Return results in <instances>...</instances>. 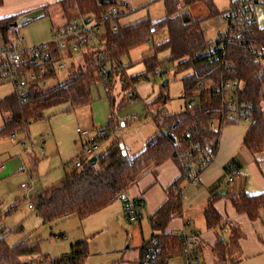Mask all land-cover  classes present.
Here are the masks:
<instances>
[{"label":"trees","instance_id":"16d2710c","mask_svg":"<svg viewBox=\"0 0 264 264\" xmlns=\"http://www.w3.org/2000/svg\"><path fill=\"white\" fill-rule=\"evenodd\" d=\"M2 1L0 0V5ZM60 3L65 11L73 5L77 14H92L97 19L113 5L119 8L121 14L120 6L123 4L121 0H61ZM177 3L182 7L178 8ZM195 3H202L207 16L211 17H216L225 10L217 8L214 0H164L165 16L157 22L143 18L128 24L118 23L115 31L106 25L104 36L107 49L102 52L101 63L109 64L106 70L108 84L102 80L99 71L101 63L97 59L100 50H87L81 52L83 63L78 65L66 81H57L47 86L35 84L29 88L24 99L17 97L14 90L0 98V113H10L0 128V136L10 135L26 127L30 121L40 117L44 109L53 105L70 102V109L89 102L91 86L99 80L111 92L119 77L122 80L121 89L125 91L139 79H146L148 73H154L156 68L163 66L158 58L159 52H168L167 61L173 63L175 74L190 70L182 78V96L185 100L194 98L195 105L191 108L185 106L177 113L163 115L161 124L158 123L160 132L147 140L142 151L129 156L120 143L113 139L98 154L95 164L87 162L81 168L73 165L61 180L30 196L34 211L44 223L51 224L68 217L83 218L98 211L116 199L119 193L126 192L151 166L171 157L180 167L181 173L167 188L166 200L149 215L153 233L145 242L155 238L160 252L150 262H143L142 257L141 261L144 264H165L168 258L181 254L182 237L178 233H167L165 229L174 216L181 214V183L187 180L188 174L197 168L207 153L215 154L217 149L220 132L212 130L210 122L220 118L219 87L222 78L241 83L239 98L249 106L250 121L243 139L244 147L252 154L264 151V50H260L261 47L264 49V26L261 27L254 21L249 23L248 29L241 36H236L234 29H227L224 37L220 35L215 39H208L201 19L195 17L189 9ZM18 17L13 15L0 18V33L7 36L10 25ZM157 25L166 28V39L143 55V73L125 76L121 56L146 42L151 37L150 27L156 28ZM50 57V61L58 57L53 47L50 49ZM50 61L48 60L49 63ZM31 62L28 68L35 72L40 65L45 64L34 57ZM56 71L50 66L41 77L49 79L56 75ZM159 97L163 95L159 94L157 98ZM106 138L107 135L101 136L96 141L100 144ZM195 144H198L197 148L194 147ZM233 162L231 160L230 164ZM134 199L143 204L142 198ZM232 203L238 213H246L249 218L254 219L259 210L264 208V192L254 195L241 193L232 198ZM142 204L137 207L139 216ZM204 218L209 228L218 227L223 222L212 204L205 208ZM4 231L0 226V264H82L88 253L86 240H78L70 244L68 253L56 257L39 254L35 245H29L25 241L13 246L7 245V234ZM199 246L196 247L198 255ZM34 254L39 256L31 259L30 256Z\"/></svg>","mask_w":264,"mask_h":264},{"label":"rangeland","instance_id":"374dc122","mask_svg":"<svg viewBox=\"0 0 264 264\" xmlns=\"http://www.w3.org/2000/svg\"><path fill=\"white\" fill-rule=\"evenodd\" d=\"M214 1L221 8L227 5L229 0ZM120 9L123 13L119 18L122 24L135 22L143 18H149L152 22H157L165 16L164 0H127V4L123 3ZM189 9L195 17L201 19V25L204 27L208 39H215L226 30V22L223 20L218 24L216 17L207 16V11L202 3H195ZM69 12L68 15L62 13L61 6L54 3L45 10L43 17L24 26H18L19 34L24 38L23 45L29 47L42 43H30L33 32L37 31L38 28L43 29L37 22L47 21L46 23L49 26H47V30H49L51 26L58 27L71 17L73 12ZM258 23L260 26L264 25L262 16L259 17ZM156 29V33L151 34V41H146L130 50L128 54L121 56L120 62L125 76H133L145 71L142 61L143 55L149 53L155 45L163 42L167 37L165 27L157 25ZM49 39L47 38L45 41ZM64 54L66 66L58 69L56 75L48 79L49 85L57 81H66L75 72L78 65L83 63L81 52L65 51ZM167 56V51L158 53V58L162 61L163 67L168 66V71L165 74L159 75L150 72L147 74L146 79H139L125 91H122L120 87L119 77L116 78L111 92L99 80L91 86L89 102L75 105L70 109H68L70 102L53 105L44 109L41 116L30 121L26 127L15 131L14 137L11 135L0 136V166H2L0 169V226L5 229L4 232L7 234L5 237L7 245L13 246L25 241L29 245H35L39 254L59 255L69 251L70 243L77 239V232L82 233L84 231L81 237L88 241V261L90 263H114L115 257H119L124 253L133 254L137 251L136 243L139 237L136 238V235L129 230L130 226L128 224L127 226L123 224L124 228H120L112 223L109 230L103 232L93 231L90 234L86 232L85 228L87 218H91L88 215L81 220L71 218L46 224L34 209L29 208L30 196L40 189L61 180L65 172L73 167L74 159L80 155L82 142L87 141L84 136H82L84 139L81 140L82 137H79L77 130H88L90 125L94 127L107 125L110 94H113L116 101L119 102L118 100L123 95L127 97L124 93L129 90L133 91V98L127 97L125 98L127 99L126 103L120 105L116 103L114 105L112 117L116 120L135 114L138 116V120L124 127H119V130L109 134L105 140L97 144L91 155L99 154L105 150L115 137H118L125 153L129 151V153L135 154L138 152L135 147L140 139L149 137L159 131V118H162L165 114L180 112L185 108L186 100L182 96V78L188 75L190 70L175 74L173 63L167 61ZM164 79H167V85L161 86ZM12 87V83L1 81L0 98L8 94ZM159 94H162L163 97L157 98ZM9 114V111L0 113V128ZM116 124L117 121H115ZM235 127L247 129L248 124L224 122L221 125V132L223 131V135H225L228 130L230 131ZM47 133L50 135L47 136ZM95 135V132H91L85 136L92 138ZM238 146L239 149L245 150L241 140ZM216 154L217 151H215L210 163L214 162ZM208 165L205 164L202 170ZM202 170L193 183L189 184L188 180L183 181L182 189L184 193L186 186L198 183L197 179ZM31 181L34 185L31 183L26 188L20 187V183H30ZM231 183L226 184L225 182L223 184L222 182L221 188L226 189ZM185 201L186 199H184V203ZM196 201L198 203L199 199ZM260 217L264 223V210L261 211ZM142 223L143 237L147 238L150 230L144 213ZM222 234L230 246L233 247L232 231L222 232ZM260 243L263 244L262 241ZM112 247L119 249L118 252H112ZM39 254H34L30 258L36 259ZM232 255L236 257L240 254L234 250ZM236 264H264V252L247 258L242 256Z\"/></svg>","mask_w":264,"mask_h":264},{"label":"crops","instance_id":"0c3cea01","mask_svg":"<svg viewBox=\"0 0 264 264\" xmlns=\"http://www.w3.org/2000/svg\"><path fill=\"white\" fill-rule=\"evenodd\" d=\"M60 1L61 0H3L2 4L0 5V18L13 15L20 16L25 12L40 7L44 9V16L45 10L50 5L58 3L61 6L62 13L68 15L70 13L69 11L73 12L71 14L72 16L66 19L64 22L66 23L68 20H70V18L77 15V10L75 6L70 5L65 11L64 6H62ZM121 1L127 4V0ZM255 1V22L259 25V17L262 16L264 18V6H262L264 4V0ZM229 2L230 0L228 3ZM228 3L221 8H219L217 5L216 6L219 9H226L228 7ZM122 14L123 13L121 10L120 16H122ZM120 21L121 19H118V22L122 24ZM46 22L47 21L45 20L37 22L38 25H41L43 29L38 28L37 31L33 32V36L30 38L32 42L30 40V43L43 42L47 40V38H50L49 35L51 36L54 26H51L49 30H47L48 23ZM13 90L14 89L12 87V90L8 94L12 93ZM110 96V108H108L109 115L112 114L113 107L116 103L120 105L127 102V99H125L127 97L124 95L120 100H118L119 102L116 101L113 94ZM117 120L118 119H116V121ZM77 122L79 121L77 120ZM92 126L93 125H90L89 129ZM119 129L120 128L116 126L114 131L109 130L107 136ZM247 129L235 127L230 131L228 130V133L225 134L226 136L223 135V131H219L220 134L216 149L217 154L214 162H208L206 164L209 165L199 174L197 179L198 183L186 186L184 193L185 195L183 194V206L181 214L174 216L166 226L165 232L167 233L179 234L182 230H184L186 233L197 232L200 235L199 258L201 264H236L238 261H240L242 256L247 258L259 255L260 253L264 252V223L262 222V219H260L261 211H263L264 208L259 210L257 217L251 219L246 213H238L232 203V198L238 196L241 193L254 195L264 192V151L252 154L244 147L243 139ZM91 132L94 131H90L89 134ZM158 132H160V128L159 131L153 133L151 136L140 139L135 149L138 150V152L142 151L147 140L152 138V136ZM223 136H225L224 140H222ZM114 139L118 141V137H115ZM240 140L245 150L239 149L238 144ZM126 154L129 156L134 155L129 153V151H127ZM231 160L234 161L233 164H230ZM226 165L227 168H225ZM180 173V167L176 161L169 157L163 162L151 166L136 183L131 185L126 190V193L130 197H140L143 200V204L139 207L140 216L135 221L129 222L126 220L123 213L122 204L117 198L98 211L88 215V217L91 216V218H87L88 220H86L85 228L86 232L89 234L93 231L103 232L104 230H109L110 225L113 223L120 228H124L123 226H127L128 224L130 226L129 230L136 235V238L137 236L139 237L136 243V252L133 254L124 253L119 257H115L114 263L110 264H144L141 261V246L150 239L153 233L148 217L166 200L167 188L180 175ZM229 176H232V180L226 181ZM222 182L223 184L225 182L226 184L229 182L232 183L229 184L226 189H222ZM22 183H20V185ZM31 183L33 184L31 181L28 183V186ZM181 185H183V182ZM184 199H186L185 203ZM197 199H199L198 203L197 201L195 202ZM209 204H212L215 207L223 220L222 225L215 228L207 227L205 222L204 210ZM143 213L146 216L150 230V234L147 238L143 237ZM71 218L76 219L78 217H68L65 219ZM78 219L81 220L82 218ZM217 229H219V231H217ZM229 230L233 233V247L230 246L222 234V232H228ZM82 233L84 234V231ZM82 233H80V231L77 232V239H74L73 242L78 240H86L85 238L81 237L83 235ZM260 241H262L263 244H261ZM86 242L88 253L83 258L82 264H96L90 263L88 261L89 246L87 240ZM118 250L119 249L113 247L111 249L112 252H118ZM234 250L240 255L233 257L232 253ZM65 253H61L59 255ZM59 255H53L51 257H56ZM151 264H156V262ZM165 264H184V261L181 254H178L168 258Z\"/></svg>","mask_w":264,"mask_h":264},{"label":"built area","instance_id":"2783aa9c","mask_svg":"<svg viewBox=\"0 0 264 264\" xmlns=\"http://www.w3.org/2000/svg\"><path fill=\"white\" fill-rule=\"evenodd\" d=\"M254 0H230L229 6L223 12L216 16V22L220 24L223 20L226 22V30L234 29L236 36H241L249 26V23L255 21L254 15ZM176 6L181 8L182 5L177 3ZM120 17L119 8L115 5L109 7L103 12L99 19L92 14H77L70 18V20L58 27H53L50 39L44 41L38 45H31L26 47L23 45L24 38L19 34V27L11 24L8 30L7 36L0 33V81L12 83L14 92L17 97L24 99L30 87L35 84L47 86L49 84L48 79L41 77L48 68L58 70L66 66L65 51L67 52H85L87 50H100V55L97 59L99 63L103 62L102 52L107 49L106 40L104 36L105 26L108 25L110 30L115 31L118 28V19ZM225 30V31H226ZM150 33L156 32L155 27H150ZM225 31L220 34L224 37ZM147 41H151V37H148ZM55 48L57 52V59L50 61V49ZM263 51V47L260 48ZM208 52V51H206ZM37 59L44 65L38 67V71L30 70L29 65L32 64L31 58ZM34 60V59H33ZM50 61V63L48 62ZM46 63H49L48 65ZM109 68L108 62L101 63L99 71L102 74V80L105 84L109 83V78L106 74V70ZM168 71V66L158 67L155 69V74H165ZM122 80H120L121 84ZM241 83L237 80L230 78H222L220 81V96L221 106L219 108L220 118L214 119L210 122V128L214 131H220L221 125L224 122H235L248 124L250 121L249 106L245 101L240 100L238 90ZM129 98L134 97V92L129 90L126 93ZM195 105L194 98H188L186 100V107L191 108ZM138 120V116L131 114L117 120L115 125L114 118L110 114L107 118V125L105 126H92L88 130H77L79 137L84 136L87 141L82 142V149L80 155L74 159L73 165L81 168L87 162H89L91 154L97 147L96 139L108 134L109 130L114 131L115 127H124L129 123ZM162 118L158 119V123L161 124ZM90 131H94L96 135L89 138L85 135H89ZM14 137V133L10 134ZM50 134L47 133V136ZM43 137V136H42ZM84 137L81 138L84 139ZM195 148L198 144L194 145ZM214 157V153L209 152L206 154L203 160L200 161L197 168L192 173L188 174L187 180L193 183L197 178L200 169H203L204 165L210 162ZM2 166H0L1 169ZM232 180V176H229L226 181ZM22 188L27 187L28 183H22ZM183 194L184 191L182 190ZM117 199L122 204L124 216L127 221L132 222L138 219L137 207L142 204V201H138L130 197L126 192L119 193ZM29 208L33 209V205L30 203ZM180 236L183 239V247L181 250V256L184 264H201L198 252L196 250L197 245L200 244V235L197 232L186 233L182 230ZM160 252V247L156 245V239L153 238L148 243H144L141 248V257L143 262H150L156 258Z\"/></svg>","mask_w":264,"mask_h":264},{"label":"water","instance_id":"95a60500","mask_svg":"<svg viewBox=\"0 0 264 264\" xmlns=\"http://www.w3.org/2000/svg\"><path fill=\"white\" fill-rule=\"evenodd\" d=\"M43 14H44V9L42 7L25 12L16 19L13 25L24 26L28 24L29 22L40 18L41 16H43ZM167 82H168L167 79H164L161 83V86H166ZM97 159H98V154H93L90 157L89 162L91 164H95Z\"/></svg>","mask_w":264,"mask_h":264}]
</instances>
